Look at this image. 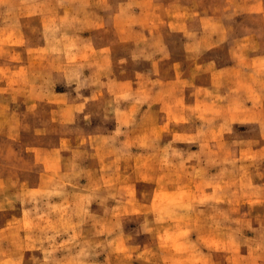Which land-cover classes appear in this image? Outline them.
Here are the masks:
<instances>
[{"label":"rangeland","instance_id":"obj_1","mask_svg":"<svg viewBox=\"0 0 264 264\" xmlns=\"http://www.w3.org/2000/svg\"><path fill=\"white\" fill-rule=\"evenodd\" d=\"M0 264H264V0H0Z\"/></svg>","mask_w":264,"mask_h":264}]
</instances>
